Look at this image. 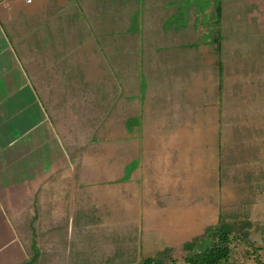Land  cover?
I'll return each instance as SVG.
<instances>
[{
    "label": "crops",
    "instance_id": "1",
    "mask_svg": "<svg viewBox=\"0 0 264 264\" xmlns=\"http://www.w3.org/2000/svg\"><path fill=\"white\" fill-rule=\"evenodd\" d=\"M76 99L90 107L102 100L107 115L117 107L121 130L196 131L201 149L213 131L222 148L219 175L228 162L222 145L264 141V0H0L1 185L11 164L50 162L45 140L60 128L46 117L71 113L63 107ZM176 115L179 122L170 118ZM143 116H153L151 126ZM255 183L264 186V178ZM19 187L5 182L11 203ZM254 193L249 209L256 215L264 212V187ZM212 208L201 203L198 221H175L186 227L175 240L185 243L216 224L206 220ZM160 251L109 259L141 264ZM253 254L236 246L226 264H264V250Z\"/></svg>",
    "mask_w": 264,
    "mask_h": 264
},
{
    "label": "rangeland",
    "instance_id": "2",
    "mask_svg": "<svg viewBox=\"0 0 264 264\" xmlns=\"http://www.w3.org/2000/svg\"><path fill=\"white\" fill-rule=\"evenodd\" d=\"M69 101L79 103L63 107L71 113L46 117L60 128L45 140L50 162L11 164L9 180L0 184V264H113L119 261L109 259L113 254L164 248L181 264L213 241L202 233L188 251L175 240L186 227L174 222L198 221L204 202L214 207L206 212L207 221L217 218L211 227L229 224L264 250V212L253 215L249 209L256 189L264 187L255 183L264 178V141L222 145L228 162L218 175L216 149L222 148L213 131L206 132L201 149L196 131L121 130L117 107L107 115L102 100H93V107ZM143 117L145 127L151 126L153 116ZM170 118L179 122L180 116ZM35 123L41 124L40 116ZM8 181L22 183L13 203L3 194Z\"/></svg>",
    "mask_w": 264,
    "mask_h": 264
},
{
    "label": "trees",
    "instance_id": "3",
    "mask_svg": "<svg viewBox=\"0 0 264 264\" xmlns=\"http://www.w3.org/2000/svg\"><path fill=\"white\" fill-rule=\"evenodd\" d=\"M233 228L229 224L223 222L214 227H207L203 235H210L213 238L211 244L201 250L191 252L187 254L183 259L187 264H226L236 246L243 247L245 254L253 256V253L257 251L252 244L247 241L245 233H233ZM198 237L192 238L190 241H186L183 244L185 250H192L197 242ZM172 252L171 248H164L154 258H145L141 264H166L169 261L174 263L175 259L171 258L169 254ZM167 256V257H166Z\"/></svg>",
    "mask_w": 264,
    "mask_h": 264
}]
</instances>
